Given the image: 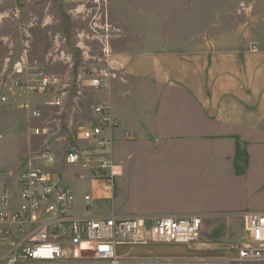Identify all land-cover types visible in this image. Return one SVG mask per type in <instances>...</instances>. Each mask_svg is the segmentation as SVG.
<instances>
[{"label":"crops","instance_id":"0c3cea01","mask_svg":"<svg viewBox=\"0 0 264 264\" xmlns=\"http://www.w3.org/2000/svg\"><path fill=\"white\" fill-rule=\"evenodd\" d=\"M244 10L236 24L212 29L210 39L117 53L116 79L93 95L119 120L103 155L120 174L103 189L89 180L93 201L109 203L90 216L202 218L193 244L117 246L116 256L127 264L228 259L209 240L210 229L228 218L215 222L213 215L244 211L264 191V0ZM194 27L150 37H198ZM136 149L168 157L123 163Z\"/></svg>","mask_w":264,"mask_h":264},{"label":"rangeland","instance_id":"374dc122","mask_svg":"<svg viewBox=\"0 0 264 264\" xmlns=\"http://www.w3.org/2000/svg\"><path fill=\"white\" fill-rule=\"evenodd\" d=\"M261 1L0 0V94L6 74L21 58L36 62L48 75L65 76L67 84L61 107L49 105L52 90L26 97L40 112V117L34 120L18 105H0V185L13 187L20 172L38 164L34 159L41 150L48 149L55 154L56 161L47 169L72 187L76 208L73 212L86 214L82 198L93 191L89 182L90 170L66 166L65 154L74 148L91 156L95 164L102 160L113 163L103 152L100 157L93 151V146L78 140L79 131L91 119V106L97 103L93 95L103 93L89 88L88 78L100 71H108V67L115 68L117 53H143L190 39H210L212 29L216 33L215 28L236 24L238 13L246 8L249 11L250 5L258 6ZM190 23L195 25L198 37H150ZM103 49L110 51L109 59L105 58ZM36 127L44 134L34 136ZM167 157L164 151L145 153L136 149L124 155L122 162L131 164ZM81 176L83 178L79 179ZM253 196L244 211H264V191ZM108 204L106 201L94 202L87 214L104 211ZM241 212L213 215L215 222L220 216L228 218L210 229L209 235L211 244L225 249L221 253L224 257H234V246L246 238L239 217ZM4 252L5 248L0 247V256Z\"/></svg>","mask_w":264,"mask_h":264},{"label":"built area","instance_id":"2783aa9c","mask_svg":"<svg viewBox=\"0 0 264 264\" xmlns=\"http://www.w3.org/2000/svg\"><path fill=\"white\" fill-rule=\"evenodd\" d=\"M251 47L256 50L254 45ZM103 51L109 59L110 51ZM108 68L88 78V87L98 92L106 90L108 81L116 79L118 71ZM5 79L0 105H18L32 120L39 118L40 112L27 101L29 95L52 90L49 105L61 107L64 103L65 76L48 75L27 58L16 61ZM90 118L79 131L78 140L93 146L96 155L106 154L116 139L113 132L118 129L119 120L110 115L103 103L91 106ZM40 134L44 131L36 127L33 135ZM91 159L72 148L63 161L68 167L90 170V179L98 187L111 186L120 169L107 160L95 164ZM34 160L38 164L22 170L13 187L0 185V247L5 248L0 264H127V260L116 256L117 246L187 245L200 238L202 218L199 216L92 217L87 214L94 203L91 194L82 198L86 214L76 215L72 187L47 169L55 163V154L43 149ZM239 217L246 238L234 246L235 256L221 261L199 260L197 264H264V211H244Z\"/></svg>","mask_w":264,"mask_h":264}]
</instances>
